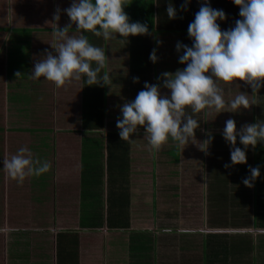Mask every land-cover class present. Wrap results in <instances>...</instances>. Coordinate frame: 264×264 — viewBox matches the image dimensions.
Returning <instances> with one entry per match:
<instances>
[{"label": "crops", "instance_id": "0c3cea01", "mask_svg": "<svg viewBox=\"0 0 264 264\" xmlns=\"http://www.w3.org/2000/svg\"><path fill=\"white\" fill-rule=\"evenodd\" d=\"M200 2L191 0L187 10L181 11L185 0H172L177 18L161 22L185 27L194 20ZM210 2L226 13L227 19L218 21L222 29L234 26L240 18L239 7L232 0ZM71 3L0 0V42L12 43L14 34L26 26L48 32L49 26H55L51 21L57 7L65 9ZM167 4L163 2V8ZM69 23L62 12L59 25ZM149 33L128 40L118 35L109 40L89 37L90 43L105 52L100 76L109 77L106 85L88 86L84 78H73L57 88L43 77L28 75L31 68L27 63L32 57L25 61L0 46V104L5 107L6 122L13 121L11 115L18 105H23L19 108L24 113L30 104L47 106L42 114L47 123L44 127L17 130L21 138L28 133L34 138L39 135L37 145L31 144L29 150L41 154L34 158L51 165L47 173L27 176L19 183L3 169L0 155V264H51L47 259L48 231L53 234L55 264H65V254L75 255L74 264H264V144L248 149L247 164L225 168L231 163L230 149L222 137L229 118L236 121L237 129L245 123L264 122V88L252 94L242 81V87L238 82L219 81L226 105L244 91L252 106L255 94L260 116L255 119L249 108L220 114L214 109L192 114L188 108L187 113L201 122L188 145L169 139L158 150L153 149L142 129L121 140L116 126L120 106L134 100L146 81L157 83L162 73L185 67L171 55L174 40ZM157 40L163 44L158 45ZM178 40L191 46L188 34ZM42 41L50 45L47 38ZM51 42L57 43L55 37ZM158 47L165 51L163 59ZM154 48L156 63L149 59ZM17 72L21 74L16 76ZM134 77H139V82H134ZM162 93L170 94L163 88ZM208 133L214 136L209 146L204 142ZM237 146L243 148L239 141ZM16 153L9 150L5 158ZM249 166L261 170L251 188L242 183L250 175ZM38 210L49 215L47 220L54 217L56 225L29 227ZM71 231L77 236L72 237L78 240L77 253L73 244L64 248L62 256L60 241ZM25 233L40 239L36 241L39 249L46 251L38 253L40 261L34 254L18 255L24 245L32 247V242L21 240Z\"/></svg>", "mask_w": 264, "mask_h": 264}, {"label": "clouds", "instance_id": "9594fccd", "mask_svg": "<svg viewBox=\"0 0 264 264\" xmlns=\"http://www.w3.org/2000/svg\"><path fill=\"white\" fill-rule=\"evenodd\" d=\"M191 0H185L181 11H185ZM239 7V19L234 26L222 29L218 21L227 19L222 9L211 6L210 0H201L194 20L188 25L191 46L176 43L178 62L185 67L173 72H164L157 77V83L145 82L135 99L120 106L116 126L121 140L134 136L141 129L153 149H159L171 139L178 145H188L201 128V122L192 114L214 109L217 113H239L251 104L249 94L241 91L230 102H225L219 81L244 82L251 87L252 94L264 88V0H232ZM123 0H72L69 7H57L53 13L52 29L57 41L52 50L45 49L42 59L36 60L30 71L33 79L51 81L57 88L70 79H85L88 86L106 85L109 77L100 76L106 56L102 48L89 42L85 32H92L105 40L149 35L147 23L132 22L124 10ZM70 23L60 27L61 13ZM166 14L169 20L177 18V8L168 0ZM75 25L79 36L69 35V28ZM157 40V44H162ZM152 63L158 61L154 48L149 55ZM95 65V66H93ZM16 73V76L20 75ZM139 82V77L133 78ZM240 84V83H239ZM242 87V85L240 84ZM162 88L170 94L162 93ZM227 107V111H225ZM222 137L230 149L229 168L247 164V151L264 144V122L245 123L239 129L234 119L225 121ZM214 136L208 133V146ZM243 148L237 146V142ZM203 142V143H204ZM3 169L13 179L23 183L30 175L40 176L50 170L47 161L34 158L28 147L17 150L11 158L2 160ZM250 175L242 183L251 188L261 176L259 166H249Z\"/></svg>", "mask_w": 264, "mask_h": 264}, {"label": "rangeland", "instance_id": "374dc122", "mask_svg": "<svg viewBox=\"0 0 264 264\" xmlns=\"http://www.w3.org/2000/svg\"><path fill=\"white\" fill-rule=\"evenodd\" d=\"M61 26V25H60ZM12 28H19V26H9ZM22 27V26H20ZM56 26H49L48 27V32H45L44 34L41 33L40 27L39 26H26L22 27L23 29L17 31L14 35L15 38L13 39L12 43H9L7 40H3V42H0V46L7 48L10 52L16 55L18 58L22 59H27V57H32L28 59L27 65L32 69L34 67V63L36 60L42 59V55L45 54V49L52 50L51 49V39L54 37L52 29L55 28ZM3 28H7L6 26H3ZM47 38L50 42V45L47 44V41L43 42L42 37ZM163 44V43H162ZM165 44V43H164ZM163 49V48H162ZM158 55L162 53V59L165 56V51H161L160 47H158ZM162 61V60H161ZM31 71V70H29ZM30 76V72L28 73ZM23 76H27L26 74H23ZM39 80H37L38 82ZM40 83V82H39ZM48 83H53L51 81H48ZM19 107H23V105H18ZM16 106L14 109V114L11 115V118H13V121H7V117L3 113V110L5 109L4 105L0 104V155L1 157L3 156V159L6 156V153L8 154V151L13 154L14 152H17V150L21 147H28L33 144L36 146L35 142L39 140V135L36 136V138L29 136L30 134L28 133V136L25 138H21V134L19 133L20 128H30V127H44L47 123L44 122L43 115H45V109H47V106H41V105H36L35 103L33 105H29L28 108L26 109V113L20 110V108ZM45 111V112H44ZM43 114V115H42ZM1 128L5 129H10L16 131L15 133H10L7 130H2ZM23 134H26L27 132L22 131ZM41 137L44 136V134H40ZM33 138V139H32ZM25 141V143H24ZM7 148V149H6ZM33 156H41V154H32ZM37 210V209H36ZM36 217L33 218V222L29 223V227H35V228H47V227H54L56 225V219L52 217L51 219L47 220V216L44 214V210H38L35 212ZM23 220V219H22ZM19 220L17 219V222ZM33 225V226H32ZM53 225V226H52ZM29 230V229H26ZM71 235H65L63 236V240L60 241V247L59 249H64L65 247H71L73 246L74 239L72 237H77L75 236L74 232L71 231ZM17 239V235L15 236ZM34 239L31 237L29 233H25L24 236H21V240L27 241V242H32V247H29L24 245L23 248L18 249L17 253L18 255H21L23 257H32L34 254V258H37L40 261V257L38 253L40 252H46L42 251L39 249L40 245L37 244V239L38 236H33ZM48 241V260L51 262V264H55V255L56 251L54 249V239H53V234L51 231H48V235H46ZM31 240V241H30ZM35 248V250H32ZM38 248V249H37ZM64 251L66 249L61 250L62 256H64ZM34 252V253H33ZM75 255L72 254L69 255V257H66L65 254V264H74L76 262Z\"/></svg>", "mask_w": 264, "mask_h": 264}, {"label": "trees", "instance_id": "16d2710c", "mask_svg": "<svg viewBox=\"0 0 264 264\" xmlns=\"http://www.w3.org/2000/svg\"><path fill=\"white\" fill-rule=\"evenodd\" d=\"M168 0H123L124 3V10L129 15L130 20L132 22L139 21L141 23H147L149 27V32H153L155 34H161L166 35L169 40H174L175 43L170 44L171 55L174 59H178L179 53L176 51V43L180 40L178 38L182 35L188 34V25L182 26V27H169L167 24H163L161 21L164 18H168L166 14V8H163V2H167ZM194 17V16H193ZM65 25H61L60 27H64ZM183 28V29H182ZM182 29V30H181ZM69 32H77L75 29V26L72 25V27L69 28ZM80 34V33H79ZM85 35L89 39V37H95L92 32H85ZM177 37V39H175ZM114 42V41H113ZM242 85V84H241ZM255 94L253 95V105L249 107V109L252 110V114L254 115V118L260 116L261 109H256V102H255ZM261 106V105H260ZM258 106V108H260ZM256 112L258 115L256 116ZM74 244L76 249L74 252L77 253V242L78 240H74Z\"/></svg>", "mask_w": 264, "mask_h": 264}]
</instances>
